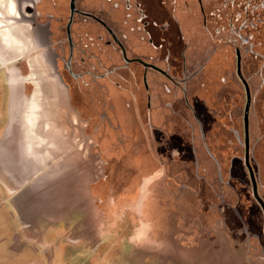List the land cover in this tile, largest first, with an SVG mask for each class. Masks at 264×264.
I'll use <instances>...</instances> for the list:
<instances>
[{
  "label": "flooded vegetation",
  "instance_id": "flooded-vegetation-1",
  "mask_svg": "<svg viewBox=\"0 0 264 264\" xmlns=\"http://www.w3.org/2000/svg\"><path fill=\"white\" fill-rule=\"evenodd\" d=\"M12 5V61L25 58L27 73L14 65L5 71L11 70L17 86L27 82L26 95L34 90L33 78L23 79L29 71L44 77L46 112L63 109L61 119L81 136L101 134L103 126L117 138L139 136L161 167L159 176L166 162L154 152L175 149L176 136L193 161L195 152L203 153L215 179H231V167L244 166L258 196L259 178L250 161L257 166L253 152L264 150V0H12ZM11 89L10 105L14 85ZM45 131L54 134L53 125ZM43 152L45 162L48 139ZM35 161L34 156L28 163ZM144 191L141 185L134 207L149 215ZM232 211L243 225L238 210ZM187 253L193 260L199 256Z\"/></svg>",
  "mask_w": 264,
  "mask_h": 264
},
{
  "label": "rangeland",
  "instance_id": "rangeland-1",
  "mask_svg": "<svg viewBox=\"0 0 264 264\" xmlns=\"http://www.w3.org/2000/svg\"><path fill=\"white\" fill-rule=\"evenodd\" d=\"M12 59L0 63V264H264L263 214L245 167L236 163L231 179H215L203 153L193 161L176 136L175 149L154 152L164 154L161 179L139 136L117 138L105 126L81 136L54 108L44 116L58 149L26 173L5 69L14 65L25 74L27 68L25 58ZM15 89L26 95L28 84ZM253 155L264 202V150ZM57 164L61 169L47 174ZM141 185L149 215L134 207ZM189 250L199 254L194 262Z\"/></svg>",
  "mask_w": 264,
  "mask_h": 264
},
{
  "label": "bare ground",
  "instance_id": "bare-ground-1",
  "mask_svg": "<svg viewBox=\"0 0 264 264\" xmlns=\"http://www.w3.org/2000/svg\"><path fill=\"white\" fill-rule=\"evenodd\" d=\"M14 10L12 0H5V9L0 8V63L4 64L11 58H15L13 52L15 48V25L9 14ZM8 56V58H6ZM8 69V68H7ZM10 70V69H9ZM7 84L9 87V99L11 97V86L14 85V89L17 88V84L11 82L8 71H5ZM33 78L34 90L24 95L21 91L15 89V99L11 108L8 111L11 113L9 118H14L19 124V137L18 146L21 153V167L25 172L30 174L37 170L44 162L43 148L47 143V139L50 141L51 154L53 156L55 150L58 149L57 138L53 133H48L45 129L50 124V121L44 116L46 113L45 103L47 98L43 92L42 84L44 77L37 78L35 73L29 71L28 75L23 79L29 80ZM16 82V81H15ZM13 99V98H12ZM9 107V106H8ZM41 122V127L37 126L38 122ZM40 149V150H39ZM35 156V163H28L32 161ZM38 156H40L38 158ZM27 161V162H25ZM33 165V169L31 167ZM60 165H56L50 169L49 175L53 176L60 170ZM189 255V254H188ZM190 256V255H189ZM194 262L195 260L192 259Z\"/></svg>",
  "mask_w": 264,
  "mask_h": 264
},
{
  "label": "water",
  "instance_id": "water-1",
  "mask_svg": "<svg viewBox=\"0 0 264 264\" xmlns=\"http://www.w3.org/2000/svg\"><path fill=\"white\" fill-rule=\"evenodd\" d=\"M22 57H25V55H22ZM248 168V173H249V175H251L250 174V170H249V167H247ZM249 182H250V191H251V193H252V195L259 201V203H260V207L262 208V211H263V213H264V206H263V204H262V202H261V200L258 198V196L256 195V193H255V189H254V179H249ZM263 228H264V226H263ZM263 232H264V229H263Z\"/></svg>",
  "mask_w": 264,
  "mask_h": 264
},
{
  "label": "crops",
  "instance_id": "crops-1",
  "mask_svg": "<svg viewBox=\"0 0 264 264\" xmlns=\"http://www.w3.org/2000/svg\"><path fill=\"white\" fill-rule=\"evenodd\" d=\"M162 154H163V153H162ZM163 155H164V154H163ZM155 167L157 168V166H155ZM156 168L154 169V171L157 170ZM163 170H164V169H163ZM151 172H152V171H150L149 173H151ZM158 176H159V175H158ZM159 178L163 179L164 177H163V176H159ZM154 179H158V177H154Z\"/></svg>",
  "mask_w": 264,
  "mask_h": 264
}]
</instances>
